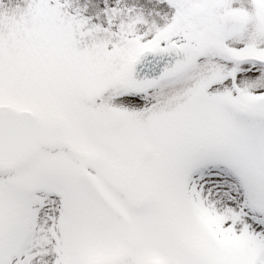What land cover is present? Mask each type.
Here are the masks:
<instances>
[{
  "label": "snow or ice",
  "instance_id": "snow-or-ice-1",
  "mask_svg": "<svg viewBox=\"0 0 264 264\" xmlns=\"http://www.w3.org/2000/svg\"><path fill=\"white\" fill-rule=\"evenodd\" d=\"M115 4L0 0V264H264V0Z\"/></svg>",
  "mask_w": 264,
  "mask_h": 264
},
{
  "label": "rangeland",
  "instance_id": "rangeland-1",
  "mask_svg": "<svg viewBox=\"0 0 264 264\" xmlns=\"http://www.w3.org/2000/svg\"><path fill=\"white\" fill-rule=\"evenodd\" d=\"M63 2V0H62ZM4 3L7 7H14L16 5L23 6L24 0H4ZM85 3H88V11L85 13V16L91 17L93 23H99L101 26H106V18L103 16V10L105 6L112 8L116 6L115 0H70L71 7L68 9L70 14H73L75 8L83 7ZM145 3V0H123L121 6H133V5H142ZM148 4L155 6V0H147ZM165 6L161 5L160 9H163ZM158 9V10H160ZM145 13L149 11L148 7L144 8ZM97 13H100L99 18L97 19Z\"/></svg>",
  "mask_w": 264,
  "mask_h": 264
},
{
  "label": "clouds",
  "instance_id": "clouds-1",
  "mask_svg": "<svg viewBox=\"0 0 264 264\" xmlns=\"http://www.w3.org/2000/svg\"><path fill=\"white\" fill-rule=\"evenodd\" d=\"M67 2L70 4V0H67ZM121 2H123V0H121Z\"/></svg>",
  "mask_w": 264,
  "mask_h": 264
},
{
  "label": "water",
  "instance_id": "water-1",
  "mask_svg": "<svg viewBox=\"0 0 264 264\" xmlns=\"http://www.w3.org/2000/svg\"><path fill=\"white\" fill-rule=\"evenodd\" d=\"M143 74V73H142Z\"/></svg>",
  "mask_w": 264,
  "mask_h": 264
}]
</instances>
